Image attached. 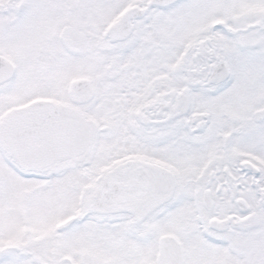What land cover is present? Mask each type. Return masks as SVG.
<instances>
[{
  "label": "snow or ice",
  "instance_id": "1",
  "mask_svg": "<svg viewBox=\"0 0 264 264\" xmlns=\"http://www.w3.org/2000/svg\"><path fill=\"white\" fill-rule=\"evenodd\" d=\"M0 264H264V0H0Z\"/></svg>",
  "mask_w": 264,
  "mask_h": 264
}]
</instances>
